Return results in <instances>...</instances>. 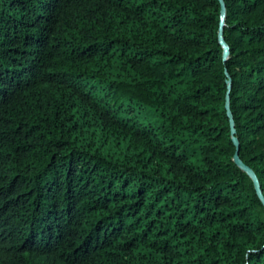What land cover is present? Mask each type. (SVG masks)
<instances>
[{
	"label": "trees",
	"instance_id": "16d2710c",
	"mask_svg": "<svg viewBox=\"0 0 264 264\" xmlns=\"http://www.w3.org/2000/svg\"><path fill=\"white\" fill-rule=\"evenodd\" d=\"M0 0V264H264V0Z\"/></svg>",
	"mask_w": 264,
	"mask_h": 264
},
{
	"label": "water",
	"instance_id": "95a60500",
	"mask_svg": "<svg viewBox=\"0 0 264 264\" xmlns=\"http://www.w3.org/2000/svg\"><path fill=\"white\" fill-rule=\"evenodd\" d=\"M218 1L220 2V5H221V21H220V26H219L217 38H218L219 44L223 48L222 59H223V61H225V59L227 58V56L229 54L228 47L223 40V25H224L225 9H224V5H223L222 0H218ZM226 77H227V94H226V101H225V109H226L227 117L229 119V126H230V130H231V140H232V142L236 148L235 153L233 155V162L240 170H242L251 179L253 186H254L255 193H256L258 199L260 200L262 206L264 207V196L262 195V192L260 190L259 182L257 180L256 175L254 174V172L249 167H247L239 159V156H238V141H237V138L235 137L233 118H232V115H231L230 110H229V90L231 87V82L228 79L227 73H226Z\"/></svg>",
	"mask_w": 264,
	"mask_h": 264
}]
</instances>
